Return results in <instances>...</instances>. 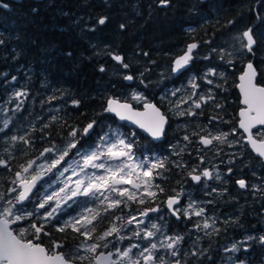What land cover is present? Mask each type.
<instances>
[{
  "label": "trees",
  "instance_id": "1",
  "mask_svg": "<svg viewBox=\"0 0 264 264\" xmlns=\"http://www.w3.org/2000/svg\"><path fill=\"white\" fill-rule=\"evenodd\" d=\"M4 3L7 7H0V41H3L0 43V98L6 87L13 86L25 92L31 102L29 111L21 109L11 113L9 128L31 129L21 132L30 144L18 142L13 148L9 146L16 154L8 161L5 159L7 168L0 166L3 180L7 172L16 171L39 151L37 144L45 137L47 146H58L69 138L71 128L83 129L94 120L96 125L91 133H98L102 129L95 130L99 123L110 125L114 118L104 111L105 100L118 96V90L127 86L122 72L133 75L132 85L140 83L145 74L152 79L157 70L155 65L167 61L169 67L171 60L189 42L220 44L222 39L234 38L248 27L252 28L257 40L254 47V54L258 56L255 61L257 82H264V50L261 52L264 49V0H208L215 16L204 15V4L199 0H171L167 7L159 6V0H21ZM102 16L108 17L105 25L97 23ZM120 24H125L126 29L121 30ZM110 53L122 56L129 68L124 69L115 62ZM234 65L238 72L241 64ZM228 76L234 78L236 70ZM227 87L229 91L223 95L234 90L233 85ZM137 88L152 96L153 87ZM120 100L129 101L126 98ZM223 100L227 102L224 96ZM73 101H79L78 106ZM48 109L54 113L52 116ZM229 119L235 123L236 115ZM22 122L25 124L21 125ZM90 137L91 134L85 139ZM156 149L161 151L159 147ZM0 183L1 194L5 185L3 181ZM249 209H240L239 218L243 217L237 231L232 228L228 232V236L237 238L238 242L244 234L263 236V233L254 232L253 225L258 227L260 221L264 225V217L255 207V219L249 222ZM258 215L261 218H257ZM216 228L220 229L218 235H213L208 243L212 250L223 249L227 242L221 233L224 228ZM257 248L264 257V244H255L254 249ZM246 254L242 260L235 261L247 264ZM206 259L197 263L221 262L213 261L215 258L212 257ZM253 262L260 263V260L249 261L250 264Z\"/></svg>",
  "mask_w": 264,
  "mask_h": 264
},
{
  "label": "snow or ice",
  "instance_id": "2",
  "mask_svg": "<svg viewBox=\"0 0 264 264\" xmlns=\"http://www.w3.org/2000/svg\"><path fill=\"white\" fill-rule=\"evenodd\" d=\"M170 3L171 0H159V4L164 7L169 6ZM3 7H7V5L4 4ZM107 21L108 17L102 16L98 18L97 23L105 25ZM126 27L125 24H120L121 30H125ZM233 39L238 42L240 51L254 52L257 40L252 28H247ZM0 43H3V41H0ZM197 47V43L189 44L184 54L174 60L173 71L178 72L185 68L194 59L193 50ZM213 51L217 50L213 49ZM225 51V49H220L221 59L224 58ZM228 54L231 56L232 53ZM109 55L112 56L113 60L120 63L124 69L129 68V64L125 63L122 56L111 53ZM227 63L231 64L233 61L228 60ZM246 67L247 70L239 77L240 84L238 85L243 94L242 103L246 105V108L239 113L241 117L239 128L248 133L247 143L259 157L264 159V134L261 135L260 139H257L252 133L254 126L257 124L264 125V87L257 86L255 83L256 70L253 64L249 62ZM100 71L103 72L104 68L101 67ZM209 75L215 76L217 73L215 70L210 69L206 73V77ZM123 78L128 81L134 79L133 75H124ZM207 83L212 84L213 81L207 80ZM190 86L194 90L198 87L195 79L190 81ZM219 86L217 85V87ZM25 95V92L18 91L15 93V98L20 100ZM172 95H175V92ZM194 95L195 92H193ZM133 99L143 100L144 98L141 95L134 94ZM188 99H192V97L190 96ZM211 99H214L211 95H201L198 100H193V104L195 108L199 109L202 103H207ZM187 102L186 99L182 98L177 102L176 107L179 108L181 104ZM22 103L23 101L17 103L13 111H19ZM73 103L78 106L79 101H73ZM143 107L144 111H135L130 104L121 103L118 99L110 98L107 100L104 111L114 113L122 121H130L138 125L139 128L148 132L156 140L162 139L166 133L165 126L168 124V117L153 103L145 102ZM216 107H220V105H216ZM0 115L3 116V119H0V132H4L9 128L11 117L4 114L3 108H0ZM178 115L196 116L197 113L189 108L186 111H180ZM213 119H217V117H213ZM95 125L96 122L93 120L86 124L83 129L73 128L69 131V139L63 147L58 148L53 144L51 147L43 149L37 159H42L43 156L51 153L46 163H41L34 169L33 166L36 165V160H28L25 164L20 165L19 171L15 172V179L12 181L15 186L10 189L9 197L6 198L3 194H0V264H75L77 260L85 259L89 260V264H105V262L106 264H125V261L127 264H166L162 257L155 254L160 247L170 250L173 257L179 255L177 245L183 237L164 236L161 226L149 221V227L143 219L148 218L149 213L160 212L159 205L138 209V214H131L127 217L117 215L114 219L121 223L117 224L109 221V226L99 233H97L99 225L96 221L100 217V212L94 211L92 208H86L80 215L63 219L62 222L57 220V217L65 214L66 207H72V204L77 202L76 198L78 197H87L89 200L99 201L103 206V211L107 213L108 210L117 208L121 204L127 206L128 202L140 205L154 203L155 201L152 198L156 197L157 191H164L160 185L153 183L154 177L152 175L153 169L165 168L164 160L156 159L154 163L149 162L150 158L138 160L132 151L134 142L125 139L118 131L113 132L110 130L100 135L96 144L88 148L81 145V139L88 136ZM132 135H135V133ZM193 135H199V133H193ZM228 135L226 132L216 135L209 132L207 136H200L199 142L205 146L211 145L213 141L228 143L229 146H232L233 142L228 141ZM9 139L13 142L30 144L26 136L12 135ZM183 139L185 141L190 140L188 135H185ZM78 145L80 147H77ZM72 149H76L73 158L53 173V169H57L61 165ZM113 161H118V163L113 164ZM201 162H203L202 159ZM0 166L7 168L8 163L5 160H0ZM90 169L91 171H89ZM228 171L231 173L232 170L229 169ZM49 173H52L51 178L44 180L35 195H33V189L37 188L38 182L42 181ZM195 173L196 169H192L188 175L197 183L201 182L202 177L209 180L213 179V173L209 169H204L200 174ZM157 175H160V173H157ZM216 178H220L219 174ZM127 184H131L132 189L135 191L119 187V185ZM237 184L242 189L247 187L243 179L237 180ZM11 193H15V195L13 196ZM125 197L126 200L121 199ZM144 197L149 199L146 200ZM26 201L28 204L34 205L31 211H29L28 205L25 204ZM70 201L72 204H69ZM165 204L177 219L180 218L182 211L189 219L193 215L203 217L205 213L204 208H197L193 203H189L187 209L175 208L174 205L180 204V193L176 196L167 197ZM33 217L42 220L44 223L37 225L33 221L27 227H12V225L19 224L24 220H32ZM52 220H57V224L53 225L57 231L65 232V230L70 229L79 237H83V240L71 252L66 254L57 251V249L63 247L62 243L57 241H52L51 248L36 242L40 240L41 234L44 236L49 235L48 232L44 231V228ZM142 224L144 225L143 229H141ZM125 225H135L130 235L127 233ZM196 227L200 229L201 223L198 222ZM202 227L204 230H208L213 228L214 224L209 223V218H204ZM215 231L219 233L220 229L216 228ZM157 234H160L162 238L159 239L158 243L152 242L158 239ZM114 235L116 240L120 242L125 239L136 238L147 240L149 243L143 247L136 243L129 244L125 250L116 249L114 252L110 251L107 255L100 252L99 249L107 248L112 243L109 237ZM29 236L32 238L29 239ZM246 239H252V237ZM259 239L261 243H264V236ZM88 241H91V243ZM133 249H139L138 254H133ZM240 250L237 243H233L225 249V251L232 253ZM81 252L89 253L91 256H82ZM113 254L119 259L112 260ZM173 264H180V261L175 260Z\"/></svg>",
  "mask_w": 264,
  "mask_h": 264
},
{
  "label": "flooded vegetation",
  "instance_id": "3",
  "mask_svg": "<svg viewBox=\"0 0 264 264\" xmlns=\"http://www.w3.org/2000/svg\"><path fill=\"white\" fill-rule=\"evenodd\" d=\"M199 2L204 4V15H216V12L214 13L213 8L208 6V0H199ZM213 49H216L217 51H213ZM220 49L226 50L224 52L223 59L220 58ZM228 53H232L231 56H229ZM193 57L194 59L190 61L189 69H186L177 76H173L171 73V62L169 67L167 61H165V64L161 62V66L159 64H156L155 66L157 67V70L154 72V78H152V80L155 82V85L158 88L156 89L157 91L153 90L152 94H160L165 90H168L175 92V95L168 96V94H165L163 96H168L167 99L170 100L168 102H166V100L159 102L156 97L152 98V96H149L148 93H143L144 101L141 104L136 105L138 107H141V105L145 102H153L158 108H160L161 112H163L168 117L166 133L160 141L153 142L139 129L132 128L125 123L119 125L115 122H112L110 125L111 127H113V129L118 130V132L122 134L125 139L134 142L132 151L138 160L150 158V163H154L156 159L164 160L165 168L153 169L152 173L154 177L153 183L160 185V187L164 189L163 192L157 191L156 197L152 198L155 202L145 203L143 205L134 202H128L127 206L121 204L119 207L110 209L107 213H105L103 211V206L99 201L89 200L87 197H78L76 198L77 202L75 204H72L71 201L69 202V204H72V207H66L65 214L61 217H57V220H60L62 222L63 219L71 218V216L74 215H80L86 208H92L94 211L100 212V217L96 221V223L99 225L97 229V233H99L109 226V221L120 224V221H116L114 219V217L117 215L127 217L131 214H138V209L155 207L156 205H159L161 211L158 213H149L148 218H143L145 219V222L149 227V221L161 226L164 236L183 237L181 242L177 245V249L179 251V255L177 257L171 256L170 250H167L163 247H160L159 251L155 253L158 257H162L166 264H173L175 260H179L180 264H198V260L205 262V260H207L206 257L215 258V260L213 261L220 260V264H240L237 263L235 259L237 260L238 258H244V255L246 253L247 254L245 259H247V264H250L251 260L254 261V259L256 258L260 260V263L253 262V264H264V257H261V249H254L255 244H262L259 239L261 236L256 235V237L252 236V239L244 240V238L250 237L244 234L240 238L241 240H239V242L237 238L232 239L228 236V232L230 229L235 228V230L237 231V226L239 224L240 218L243 217L242 215L239 218L238 213L240 209L244 210L247 207L250 208L247 213H251V216L247 218L249 222L255 219V216L253 215L255 207L258 208L259 213L264 217V188H259L257 190V196L253 198H251L252 196L250 195V191L248 190V179L250 178L248 174L249 170H254L255 166L259 169V175L264 176V164L261 161H257L255 159L256 157L243 142V137L239 130L233 132L237 124V112L241 108L238 93L235 89L236 77L241 71L244 63L251 61L255 66V61L258 56H256L254 52L248 53L246 51L240 50L235 51L234 47L231 45L216 46L208 45L206 44V42H204L203 45L198 44V47L193 51ZM228 59L232 60L233 63H227ZM235 63L241 64V68L238 69V72L236 69L237 65H234ZM262 64L264 65V57L262 59ZM164 68H166L167 70L166 77ZM197 68L199 69V76H190V74L194 73L195 69ZM161 69L163 72L161 71ZM207 69L208 71L210 69L215 70L217 75H209L207 76V79H203V75L206 76V73H208ZM235 70L236 76L234 78H230L228 75L231 76V74ZM187 73L189 76L187 75ZM160 74L164 77L161 78ZM221 74L223 75L221 76ZM193 79H195V82L198 85L195 90L190 86V81H192ZM183 80L187 82V95L178 96L177 91H179L181 81L183 82ZM207 80H212L213 83L209 84L207 83ZM232 81H234V83H232ZM12 82L13 80H11L10 83ZM221 84H225V86L233 85L234 90H232L230 94L223 95V91L221 92L220 87H217V85ZM261 84L264 85V82H261ZM211 87L215 90V93L213 94L214 99L209 100L207 103H202V106L199 109L195 108L193 100H198L201 95L206 96V94H208L209 92L207 88ZM193 92H195L194 96ZM176 96L180 97L181 99H185L186 97V100L188 102L181 104V106L177 108L176 104L181 99L178 100ZM190 96L192 97V99H188V97ZM223 96L226 97L227 102H224ZM115 98L119 99L118 97ZM174 98L176 99V101H173ZM216 105H220V107H216ZM189 108L195 111L197 115H178L180 111H186ZM234 114L236 115L235 123L234 121H231V119H229V117ZM213 117H217V119H213ZM217 124L222 125V128L229 127V138L230 140H232L233 137L234 140H232V146H229V144L227 143H218L217 141L213 142L209 146H205L199 142L200 136H207L209 132H214L213 135L221 133L223 130L220 127L218 128ZM174 126L177 127L174 128ZM30 129L31 128H8L6 129V131L10 135L9 137H11L12 135L23 136V133L21 132ZM36 129H39L41 131L44 130V128ZM72 129L73 128H71V130ZM133 133H135V135H132ZM193 133H199V135H193ZM180 134H183V137L185 135H188L190 140L185 141ZM239 135L241 137V140L240 138H237L239 137ZM68 139L65 141V143L56 146L58 148L64 146L67 143ZM174 139L183 141L184 144H186L185 156L165 157V155H162V150L159 151L156 149V147L164 149L166 154L169 150L167 146L175 142ZM83 140L80 141V144L84 143ZM15 143H18V141H12V148ZM37 145L40 146V148H38L39 151L36 154L32 155V157L28 160H32V158L36 157L37 154L43 152L44 148L52 146H47L46 137ZM10 151L12 152L13 156L16 154V151H14V149L11 150L10 148ZM48 158L49 157L46 158L47 161ZM70 159L72 158H66L61 164L64 165ZM201 159L203 162H201ZM112 163L115 164L118 163V161H113ZM235 164H240L242 170H244L246 173H242L241 171H239V168ZM18 169L16 171H18ZM192 169H196L195 174H200L204 169H209L213 173V179L209 180L202 177L201 182L197 183L193 181L188 175V173L191 172ZM229 169L232 170L231 173H229ZM16 171L7 172V177L4 180L2 179L3 173H0V181H3V184L5 185L4 188H1V194H3L6 198L10 195V189L15 186L12 184V181L15 179L14 174ZM54 171H56V169H53V173H55ZM89 171H91V169ZM157 173H160V175H157ZM217 174H219V179L216 178ZM51 176L52 173H49L43 178L42 181L38 182L37 188L33 191V195H35L37 189L40 188V184H42L44 180L50 179ZM240 179L245 180L247 185V187L242 190L238 188L237 184V180ZM119 187L128 188L135 191L134 189H132L131 184L119 185ZM213 189H215V191H213ZM178 193H180V204L174 205L175 208L187 209L189 203H193L195 207H202L205 209L204 216L196 217L193 215L191 219H189L183 214V211L181 212L179 219H177L176 216L172 215L171 211L166 207L165 200L167 199V197L176 196ZM11 195L14 196L15 193H11ZM144 198L146 200L149 199L148 197ZM121 199L126 200V197ZM261 199L263 203L259 204ZM25 204L28 205L29 211L34 208V205L28 204L27 201L25 202ZM211 216H213L214 219L218 222L214 226V230L212 232H207V230H204L202 227V221L204 220V218L210 219ZM261 216L258 215L257 218H261ZM57 220H52L50 223L46 224L44 231L48 232L49 235L44 236L43 234H41L40 240L36 242L41 243L48 248L52 247V241L60 242L62 243L63 247L57 249V251L67 254L71 252L81 242V240H83V237H79L70 229L65 230V232L57 231L56 227L53 226L57 224ZM33 221H35L37 225L44 223L42 220L33 217L32 220H24L19 224L12 225V227H27ZM101 221H103V223H101ZM198 222L201 223L200 229H197L196 227V224ZM209 223L211 224L213 222L209 221ZM221 226L222 228H224L221 233L225 235V237L227 238V242L224 244L223 249L217 248L215 250H212L210 247L211 245H208V243H210V238H213V235H218V233L215 231L216 227ZM134 227L135 225H125V229L129 235L131 234ZM143 228L144 225L142 224L141 229ZM253 230H255L254 232L256 233H261L263 231L262 233L264 236V225L261 223V221L258 227L253 225ZM242 233H244V231ZM157 236L158 239L152 242L158 243L159 239L162 238L160 234H157ZM28 238L31 239L32 237L29 236ZM109 240H111L112 243L109 244L107 248L99 249V251L103 252L105 255H107L110 251L114 252L116 249H119L121 251L125 250L129 244L136 243L140 244L141 247H143L149 243L147 240H139L136 238L125 239L120 242L116 240L115 235L113 237H109ZM88 242L91 243V241ZM233 243L241 245V250L236 253L225 251V249L233 245ZM244 249L247 250L245 251ZM256 250H258V252L255 253ZM132 252L133 254H138L139 249H133ZM194 252L196 253L195 255L193 254ZM81 255L85 257L91 256V254L85 252H81ZM117 259H119V257L113 254L112 260ZM75 264H89V260H77ZM125 264H127L126 261Z\"/></svg>",
  "mask_w": 264,
  "mask_h": 264
},
{
  "label": "rangeland",
  "instance_id": "4",
  "mask_svg": "<svg viewBox=\"0 0 264 264\" xmlns=\"http://www.w3.org/2000/svg\"><path fill=\"white\" fill-rule=\"evenodd\" d=\"M240 34V33H239ZM238 34V35H239ZM262 35V34H261ZM227 40V41H225ZM222 39V41L220 42V44H215L216 46L218 45H231V46H235L234 49L235 51H238L239 50V45H238V42L235 41L233 38L231 39ZM101 50V48H99V50H97L98 52ZM264 49H261V52L263 51ZM233 59V58H232ZM230 60V59H228ZM132 64V63H131ZM161 66V65H160ZM198 66V65H196ZM262 66V64H261ZM195 68V67H194ZM113 70H115V67H113ZM162 71V69H161ZM164 73H165V76L167 74V70L166 68H164ZM208 71V69H207ZM163 72V71H162ZM114 73V72H113ZM146 75V76H145ZM142 79H140L141 81H143V83H133V85H127L126 87H124L123 89H120L118 90L119 92V95L116 96L118 97L119 99H122V98H126L127 100H129L128 102L130 103H133L134 105H138V104H141L144 100H136V99H133V95L134 94H138V95H141L142 97H144L143 95V91H140L137 86L139 87H153V90L157 91L156 89L158 88L156 85H155V82L150 79V77L148 78V74H145ZM188 75V73H187ZM199 76V69H195L194 73H191L190 76ZM124 74H121V77L123 78ZM161 78H163L164 76L161 75ZM189 76V75H188ZM206 76L203 75V79H207V77L205 78ZM162 82V81H161ZM186 85H187V82L185 80H183V82L181 81V86L179 88V91H177L178 93V96H185L187 95V91H186ZM215 87V86H214ZM220 91L222 92H225V91H229V88L227 86H225V84H221L220 86ZM209 90L208 94H206V96H213V94L215 93V90L211 87V88H207ZM177 90V89H176ZM5 93H4V96L2 98H0V108H3L4 110V114L9 116L10 117V114L15 112L13 111V109H15V106L17 103H20V101L23 100V103L21 104V109H26V111H29L28 108H30L29 104H31L29 98H28V95L26 94L25 96L21 97L20 100H17L15 98V93L18 92V91H21L19 88H16V87H9V89L6 87L5 90H3ZM9 93V94H8ZM172 93L173 91H168V90H165L164 92L158 94H150L152 95L153 97H156V99L159 100V102H162L163 100H166V102H168L170 99H167L168 96H172ZM8 94V95H7ZM165 94H168V96L164 97L163 95ZM176 96V98L178 100H180L181 98ZM162 97L164 99H162ZM214 97V96H213ZM172 98V97H171ZM186 99V97H185ZM161 100V101H160ZM173 101H176V99L174 98ZM28 104V105H27ZM20 109V110H21ZM48 113L51 114V116L54 114H52V112H50V109H48ZM12 117V116H11ZM0 119H3V116L0 115ZM15 120V118H14ZM25 124V122H22L21 125ZM20 125V126H21ZM177 126H174V128H176ZM217 127L219 128H222V125L220 124H217ZM102 128V129H101ZM110 128H111V131L115 132V131H118L116 129H113V127H111L109 124H104L103 122L102 123H99L97 126H96V129L97 131H100L98 133H91V137L84 140L83 145L85 148H88L89 146L91 145H95L99 136L104 134V133H107L110 131ZM114 128H119V127H114ZM105 129V130H104ZM107 130V132H106ZM222 132H226L228 133L229 132V127L228 128H222ZM232 130V129H231ZM235 131H237V129L235 128ZM212 134L214 132H211ZM255 136L258 137V138H261V135L264 134V129H258L256 130L255 132ZM229 134V133H228ZM182 137H183V134H180ZM10 135L8 134V132L5 130L4 132H0V160H5L9 158H11L13 156L12 152L10 151L9 149V146L12 145V141L9 139ZM243 137V136H242ZM237 138H240L241 140V137L239 135V137ZM228 141L229 142H232L233 140V137H232V140H230L229 138V135L227 137ZM235 139V138H234ZM175 142H173L171 145H168L167 148L169 149L168 152L165 154V151L164 149H161L162 150V155H165V157H182V156H185V147H186V144H184L183 141H179L178 139H174ZM234 141V140H233ZM215 142V141H213ZM222 144H226V143H222ZM228 144V143H227ZM63 147V146H62ZM77 147H80V145H78ZM76 152V149H72L71 152H69V155L66 158H73V154ZM239 152V150H238ZM42 153V152H41ZM40 153V154H41ZM40 154H37L36 157L32 158V160H36V165L33 166V168L35 169L37 165L41 164V163H46L47 160L46 158L47 157H50L51 156V153H48L46 154L45 156L42 157V159H37L38 156H40ZM238 168H239V171H241L242 173H246L244 170H242L240 164H235ZM257 165V164H256ZM64 165H59L56 169V171H58V169L60 167H63ZM20 170V167L18 169V171ZM259 169L256 168L254 166V170L251 169L249 170L248 174H249V191H250V195L252 196L251 198L253 197H256L257 195V190L259 188H264V176L262 175H259ZM54 171V172H56ZM253 175V176H252ZM252 176V177H251ZM256 176V177H255ZM209 221L213 222L211 224H214V226L217 224V220L214 219L213 216H211V218L209 219ZM214 230V227L213 228H210L207 230V232H212ZM244 240H246V238H244ZM241 247V245H239ZM245 246V245H243ZM242 246V247H243Z\"/></svg>",
  "mask_w": 264,
  "mask_h": 264
},
{
  "label": "water",
  "instance_id": "5",
  "mask_svg": "<svg viewBox=\"0 0 264 264\" xmlns=\"http://www.w3.org/2000/svg\"><path fill=\"white\" fill-rule=\"evenodd\" d=\"M5 1L13 2V3H18V2H20L21 0H0V7H2V8H6V7H3V5L5 4V3H4ZM34 1H41V0H34ZM159 5H160V4H159ZM191 43H196V42H191ZM191 43H188V44L186 45L184 51H183L182 53L176 55V56L172 59V61H171V73H172L173 76L180 75L183 71H185V70L187 69V67H189L190 63H189L185 68L181 69V70L178 71V72L173 71V68H174V60H175L176 58H178L179 56L183 55L184 52H185L186 49H187V46H188L189 44H191ZM197 44H198V43H197ZM194 50H195V49H194ZM194 50H193V51H194ZM249 62H251V61H248V62L244 63L241 72H240V73L237 75V77H236L235 89H236V91H237V93H238L239 103H240V105H241V108H240V109L238 110V112H237V124H236V128H237V130H239V132L242 134V136H243V142L246 144V146L248 147V149L252 152V154H253L255 157H257V158H258V159L264 164V159H262L261 157H259V156L256 154V152L253 151V149L251 148V146L247 143V136H248V133L244 132L243 129L239 128V121H240V119H241L239 113H240V111H241L242 109H245V108H246V105H244V104L242 103V100H243V94L241 93L240 88L238 87V85L240 84L239 77H240V76H241V75L247 70V67H246V66H247V63H249ZM251 63H252V62H251ZM252 64H253V63H252ZM253 67H254L255 70H256L255 83L257 84V86L264 87L263 84H259V83L257 82L258 72H257V69H256V67L254 66V64H253ZM130 83H131V81L125 80V84H130ZM110 98H112V99H117V98H115V97H108V98L105 100V106H106L107 100L110 99ZM118 100H119V99H118ZM119 101H120L121 103H128V104H130V105L132 106V109L135 110V111H144V107H143L144 103L141 105L140 108H136V107H134V106H133L130 102H128V101H125V100H119ZM150 103H153V102H150ZM153 104H154V103H153ZM109 114H110L111 116H113V118H114V120H115V122H116L117 124H123V123H125V124H127V125H129V126H131V127H133V128L139 129L143 134L147 135V136H148L153 142H157V141H160V140H161V139H160V140H156V139H154V138H153L148 132H146V131H144L143 129L139 128L138 125L133 124V123L130 122V121H122V120H120L119 117L116 116L114 113H109ZM165 127H166V126H165ZM257 129H264V125H259V124H257L256 126H254V127L252 128V133H254V131L257 130ZM253 135H254V134H253ZM85 137H87V136H85ZM238 188L242 190V188H240L239 185H238ZM33 191H34V189H33Z\"/></svg>",
  "mask_w": 264,
  "mask_h": 264
},
{
  "label": "bare ground",
  "instance_id": "6",
  "mask_svg": "<svg viewBox=\"0 0 264 264\" xmlns=\"http://www.w3.org/2000/svg\"><path fill=\"white\" fill-rule=\"evenodd\" d=\"M241 54H242V53H241ZM188 69H189V67H187V70H188ZM140 70H141V69H140ZM122 74H123V72H122ZM145 76H146V75H145ZM123 77H124V76H123ZM132 82H133V80H132L131 83H130L131 85H132ZM130 84H127V85H130ZM210 109H211V108H210ZM108 114H109V113H108ZM207 129H208V128H207ZM83 139L86 140L85 137H83ZM250 162H251V161H250ZM240 164H241V163H240ZM256 164H257V163H256ZM261 165H262V164H261ZM258 174H259V173H258ZM255 177H256V176H255ZM262 232H263V231H262ZM262 232H261V233H262Z\"/></svg>",
  "mask_w": 264,
  "mask_h": 264
}]
</instances>
